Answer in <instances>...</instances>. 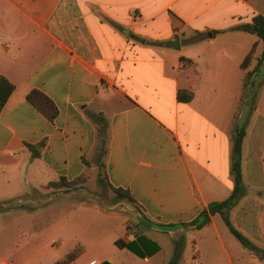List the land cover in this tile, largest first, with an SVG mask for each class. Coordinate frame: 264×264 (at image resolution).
Listing matches in <instances>:
<instances>
[{
  "label": "crops",
  "instance_id": "crops-1",
  "mask_svg": "<svg viewBox=\"0 0 264 264\" xmlns=\"http://www.w3.org/2000/svg\"><path fill=\"white\" fill-rule=\"evenodd\" d=\"M258 16L264 0H0V77L16 88L0 114V186L16 189V198L83 177L106 133L107 181L130 192L150 224L135 207L83 202L69 215L91 221L63 219L49 246L82 247L76 264H170L177 245L178 264H264L225 238L219 215L202 230L186 226L234 190V129L254 69L242 64L254 47L257 58L264 51L238 28ZM177 37L181 49L173 50ZM189 63L195 98L185 104L178 84ZM33 91L55 103L56 120L29 103ZM42 142L35 158L29 146ZM214 184L215 193L228 191L223 198L213 200ZM133 218L147 230L139 233ZM209 230L217 246L203 244ZM117 241L134 243L143 257Z\"/></svg>",
  "mask_w": 264,
  "mask_h": 264
},
{
  "label": "rangeland",
  "instance_id": "rangeland-1",
  "mask_svg": "<svg viewBox=\"0 0 264 264\" xmlns=\"http://www.w3.org/2000/svg\"><path fill=\"white\" fill-rule=\"evenodd\" d=\"M261 56L257 58L255 53L254 68ZM250 84L253 89L249 94L245 91L236 121L249 135L250 144L243 161L246 195L233 210L231 220L234 227L258 249L256 255L264 262V63ZM214 186L215 189L210 191L213 200L223 198L228 192L217 194L215 192L221 187ZM61 187L29 189L15 198L16 189L0 186V264H3L2 260L7 264H56L65 259L73 251L68 252L70 244L63 242L60 246H49V239L53 233L56 234L52 240L60 237L59 223L63 219H80L86 224L91 221L85 215L80 218L69 215L76 207L83 206V202H95L109 210L113 206L126 210L134 208L128 200L118 198L108 186L101 162L76 184ZM80 211L85 210L77 213ZM223 225L221 229L225 238L237 241L225 222ZM207 232L210 234L202 239L203 244L207 243L206 247L217 246L212 230ZM86 243L89 246L93 244L87 238ZM78 260L69 264H76Z\"/></svg>",
  "mask_w": 264,
  "mask_h": 264
},
{
  "label": "trees",
  "instance_id": "trees-1",
  "mask_svg": "<svg viewBox=\"0 0 264 264\" xmlns=\"http://www.w3.org/2000/svg\"><path fill=\"white\" fill-rule=\"evenodd\" d=\"M243 32L256 35L263 43H264V17L258 16L256 17L251 24H247L238 28ZM203 36L200 35L196 39H192L191 42H197L202 40ZM256 47H254L246 58V60L242 64V69L247 71L252 64L254 63V55L256 53ZM264 63V51L260 59H258L256 67L251 72H247L244 79V89L248 91V94L251 93L253 87L250 84V80L253 76H256L259 73L262 65ZM184 66V70L180 75L179 84H178V95L177 99L180 103H191L194 98V85L196 83V74L193 67V63L187 64V67ZM15 86L6 78L0 77V114L4 109L6 103L8 102L10 96L15 91ZM248 89V90H247ZM29 103L40 113H42L48 120L54 121L59 115L58 108L55 103L47 97L45 94L39 91H33L28 96ZM247 132L245 128H240L239 125L236 124L234 129L233 136V152H232V165H231V176L234 184V190L231 196L222 202H212L208 205V207L199 215V217L193 221L191 224L186 225L187 227H191L195 230H202L208 227L212 223V218L219 215L222 220L225 222L227 227L230 229L231 233L240 241L242 246L249 251L257 252L258 249L255 248L248 240L243 236L233 225L231 220V214L233 210L237 207L240 200L246 195V188L244 185V176H243V146L244 141L246 139ZM46 143L42 142L37 146H29V149L32 151L35 158L41 156L43 149L45 148ZM107 153V144L106 141L100 139V143L96 148V159L97 162H101V166L105 168L104 158ZM84 177V176H83ZM83 177H80L74 181H68L65 178H61L59 181L51 183L49 186H54L56 189H62L65 185L76 184L78 181L82 180ZM107 179V178H106ZM108 186L112 189V191L116 194L118 198L128 200L134 207L136 211H138L139 219L147 226L148 223L142 209L137 204L134 197L130 194V192L125 191L123 189H116L112 187L108 181ZM48 186V187H49ZM65 188V187H64ZM133 224V223H132ZM134 225V224H133ZM174 226H170L169 228H173ZM138 243L145 248V239L139 238ZM116 246L120 249H128L129 251L143 257V255L135 248V244H125L122 241H117ZM84 249L82 247L75 248L71 253H69L65 259L62 261H58L56 264H69L79 259ZM181 258V253L179 246H176L174 257L170 264H178Z\"/></svg>",
  "mask_w": 264,
  "mask_h": 264
},
{
  "label": "water",
  "instance_id": "water-1",
  "mask_svg": "<svg viewBox=\"0 0 264 264\" xmlns=\"http://www.w3.org/2000/svg\"><path fill=\"white\" fill-rule=\"evenodd\" d=\"M169 47L173 50H180L181 49L180 38L177 37L174 41H172L169 44ZM103 139H106V133H104ZM133 222L137 225L139 233H143V231L147 230V228L143 224L140 223V220L138 218H133Z\"/></svg>",
  "mask_w": 264,
  "mask_h": 264
},
{
  "label": "built area",
  "instance_id": "built-area-1",
  "mask_svg": "<svg viewBox=\"0 0 264 264\" xmlns=\"http://www.w3.org/2000/svg\"><path fill=\"white\" fill-rule=\"evenodd\" d=\"M90 264H98L96 261H94V262H92V263H90Z\"/></svg>",
  "mask_w": 264,
  "mask_h": 264
}]
</instances>
